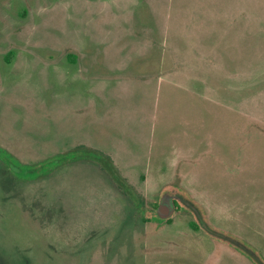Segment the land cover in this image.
<instances>
[{
	"label": "rangeland",
	"instance_id": "1",
	"mask_svg": "<svg viewBox=\"0 0 264 264\" xmlns=\"http://www.w3.org/2000/svg\"><path fill=\"white\" fill-rule=\"evenodd\" d=\"M0 264H264V0H0Z\"/></svg>",
	"mask_w": 264,
	"mask_h": 264
},
{
	"label": "trees",
	"instance_id": "2",
	"mask_svg": "<svg viewBox=\"0 0 264 264\" xmlns=\"http://www.w3.org/2000/svg\"><path fill=\"white\" fill-rule=\"evenodd\" d=\"M12 51H10L9 53H7L6 54V60L9 62L10 61V58H11V56H12ZM76 151H78L77 149H76ZM73 153H75L76 154V152H73ZM93 154V152H90L89 154ZM72 156H74V155H72ZM3 157H5V159L6 160H8V161H10L9 160V156L8 155H5V156H3ZM67 158H69L68 156H64L63 158H55V159H48V160H44V161H42L41 163H42V165H45V166H50L48 169H50V168H52L53 166H55V165H57L58 164V162H63V161H65ZM74 158V157H73ZM11 159V158H10ZM54 160V161H53ZM57 163V164H56ZM53 165V166H52ZM103 166H105V165H103ZM113 175H114V173H113ZM112 175V176H113ZM164 199H163V201L162 202H160L158 205H157V207H158V209L159 210H161V208H163V206H164ZM175 207H178V201H177V199L176 198H174V197H172V199L170 200V202H169V204H167V208L169 209H171L170 211L172 212V211H174V209H175ZM190 224H191V226L193 227V228H197V224L195 223V222H190Z\"/></svg>",
	"mask_w": 264,
	"mask_h": 264
},
{
	"label": "water",
	"instance_id": "3",
	"mask_svg": "<svg viewBox=\"0 0 264 264\" xmlns=\"http://www.w3.org/2000/svg\"><path fill=\"white\" fill-rule=\"evenodd\" d=\"M186 204H187V202L186 201H184Z\"/></svg>",
	"mask_w": 264,
	"mask_h": 264
}]
</instances>
